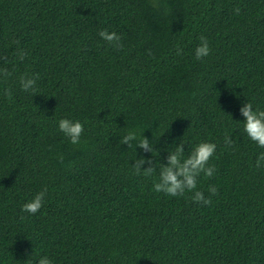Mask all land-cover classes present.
I'll list each match as a JSON object with an SVG mask.
<instances>
[{"label":"trees","instance_id":"trees-1","mask_svg":"<svg viewBox=\"0 0 264 264\" xmlns=\"http://www.w3.org/2000/svg\"><path fill=\"white\" fill-rule=\"evenodd\" d=\"M201 36L211 51L197 60ZM248 102L264 110V0H0V264H264ZM60 119L84 125L79 144ZM130 129L154 152L123 145ZM202 142L216 144L198 177L211 203L154 191L169 151ZM140 158L153 176L135 174Z\"/></svg>","mask_w":264,"mask_h":264},{"label":"clouds","instance_id":"clouds-1","mask_svg":"<svg viewBox=\"0 0 264 264\" xmlns=\"http://www.w3.org/2000/svg\"><path fill=\"white\" fill-rule=\"evenodd\" d=\"M236 14H239L240 9H235ZM99 36L107 42L109 45H113L116 48L122 47L120 41L121 37L115 32H109L102 30L99 32ZM178 49V54L180 53ZM210 46L208 40L201 36L200 45L195 49V57L197 60H202L210 54ZM7 75L5 71L3 73ZM39 77H28L27 75L20 78V84L25 92L35 91L36 82ZM242 115L246 118L244 122V132L248 138L257 144L260 148H264V110H253L251 103H246L241 108ZM59 130L65 137H67L71 144L77 145L80 143V138L84 131V125L80 121H73L70 119L59 120ZM137 142V147L143 149L146 153H153L154 148L152 143L143 136V133H139L135 129L127 131L123 136L121 143L131 147L132 142ZM225 143L232 144L230 136H225ZM216 151V144L202 142L196 145L191 153L185 156L184 145L179 144L174 150L169 151L167 162L159 164L158 178L154 182V191L162 192L169 196H184L187 193H191V199L197 203L210 204L211 199L205 198L202 191L198 190V177L203 173L206 177H211L214 172L213 167H208V162L213 157ZM135 165L132 168L135 174H143L145 176H153L157 172V164H154L152 160H146L140 158L135 160ZM261 162H264V153L258 157L257 167H261ZM144 164L151 165L145 170H142ZM208 192L211 195H217L218 191L215 186H210ZM47 195V189L37 193L32 200L23 205L22 210L30 214H36L43 206L44 198ZM39 264H53V261L48 256H43L39 259Z\"/></svg>","mask_w":264,"mask_h":264}]
</instances>
